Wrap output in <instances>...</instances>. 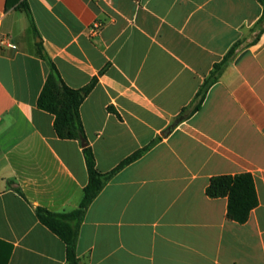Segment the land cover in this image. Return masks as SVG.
I'll list each match as a JSON object with an SVG mask.
<instances>
[{"label":"crops","instance_id":"obj_1","mask_svg":"<svg viewBox=\"0 0 264 264\" xmlns=\"http://www.w3.org/2000/svg\"><path fill=\"white\" fill-rule=\"evenodd\" d=\"M0 0V264H67L38 208L80 207L89 173L81 142L58 137L38 107L50 74L98 78L81 119L101 173L77 253L86 264H264V15L258 0ZM103 24L92 35L95 23ZM246 41V42H244ZM242 42L201 109L168 132L216 63ZM244 42V43H243ZM9 44H12L10 46ZM104 71V73H102ZM251 173L259 206L245 224L210 198L211 178Z\"/></svg>","mask_w":264,"mask_h":264},{"label":"trees","instance_id":"obj_2","mask_svg":"<svg viewBox=\"0 0 264 264\" xmlns=\"http://www.w3.org/2000/svg\"><path fill=\"white\" fill-rule=\"evenodd\" d=\"M258 1L264 6V0ZM13 6L27 13L35 34L39 35L26 0H8L7 9ZM256 28L259 30V35L264 33V15L258 22ZM241 44L242 42L235 44L223 60L214 65L210 75L204 80L194 102L191 106L182 110L172 126L168 129V132L201 109L209 90L220 81L223 74L234 60ZM37 54L42 60L46 61L50 67V74L38 99V107L55 116L54 128L59 138L81 142L89 173V183L84 189V198L78 209L71 212L55 213L45 208H38L36 214L39 221L66 244L67 264H86L82 262L78 256L77 243L80 226L89 206L116 173L140 159L151 146L135 152L112 172L106 174L101 173L97 169L94 151L87 140L80 112L85 99L97 85L98 78H94L92 82L84 88L73 89L65 83L56 64L51 59L42 43L37 44ZM102 73H104V71ZM206 192L207 195L213 199L227 198V218L239 224L247 223L252 211L259 206L256 184L251 173L215 176L211 178ZM7 262L8 256L5 257L2 264H7Z\"/></svg>","mask_w":264,"mask_h":264},{"label":"built area","instance_id":"obj_3","mask_svg":"<svg viewBox=\"0 0 264 264\" xmlns=\"http://www.w3.org/2000/svg\"><path fill=\"white\" fill-rule=\"evenodd\" d=\"M102 27H103V24L98 23V22L95 23L92 26V28H91L92 35H95V34L99 33L101 31ZM0 45L1 46L8 45V41H7V38L6 37H1L0 38ZM9 45L12 46V44H9Z\"/></svg>","mask_w":264,"mask_h":264},{"label":"rangeland","instance_id":"obj_4","mask_svg":"<svg viewBox=\"0 0 264 264\" xmlns=\"http://www.w3.org/2000/svg\"><path fill=\"white\" fill-rule=\"evenodd\" d=\"M258 32H259V31H258ZM244 42H246V41H244ZM244 42H243V43H244Z\"/></svg>","mask_w":264,"mask_h":264}]
</instances>
